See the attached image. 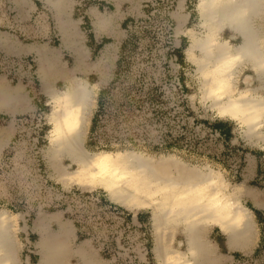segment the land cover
<instances>
[{"label":"bare ground","instance_id":"bare-ground-1","mask_svg":"<svg viewBox=\"0 0 264 264\" xmlns=\"http://www.w3.org/2000/svg\"><path fill=\"white\" fill-rule=\"evenodd\" d=\"M45 1L55 11L61 42L59 47L51 48L46 43L29 45L35 49L37 75L50 107L46 113L50 126L46 162L52 176L64 186L75 183L102 188L111 200L133 213L149 208L157 264H217L220 254L207 235L211 226L228 235L230 248L247 250L256 240L257 226L250 208L243 203L242 197L250 189L243 181L231 186L211 166L189 164L171 155L155 157L135 150L92 151L85 146L94 90L108 77L100 62L104 54L90 66L99 70L98 81L91 83L77 75L75 72L89 69L81 60L84 48L80 38H71L67 25L60 20L70 0ZM119 1L116 0L117 9ZM196 9L201 29L188 28L191 38L185 53L199 74V98L210 101L218 116L234 120L250 143L264 149V36L261 27L254 25L255 19L264 21V0H197ZM92 13L96 29L109 22L94 8ZM177 14L181 21L188 17L182 11ZM225 31L231 32V38L239 37L238 43L230 42ZM65 45H75L78 59L72 67L61 60ZM246 69L252 73H246ZM56 78L64 80L65 86L54 85ZM20 87V82L11 85L0 75V109L14 112L21 97ZM13 130L12 122L0 129V149ZM69 164L75 168L70 169ZM18 216L0 207V264H20L15 222ZM43 220L44 215L39 213L35 245L40 257L36 264H64L70 252L85 253L87 247L81 242L72 246L62 227L46 229L42 227ZM82 242L93 250L90 238Z\"/></svg>","mask_w":264,"mask_h":264},{"label":"rangeland","instance_id":"rangeland-1","mask_svg":"<svg viewBox=\"0 0 264 264\" xmlns=\"http://www.w3.org/2000/svg\"><path fill=\"white\" fill-rule=\"evenodd\" d=\"M97 1L70 0L63 14L69 12L73 18L82 21L81 28L88 27L87 20L82 16L85 9ZM182 1L167 4L159 0L154 13L148 5L149 0L123 1L118 9L111 4L112 0L103 2L112 18L114 31L100 38L102 48L95 55L99 58L104 54L102 67L108 77L94 90L84 144L92 151L135 150L155 157L171 155L189 164L211 166L233 186L240 182L245 167L254 159L258 160L260 172L264 149L257 143H250L234 120L218 116L210 101L202 102L199 98V74L185 53L191 38L188 28L201 29L194 11L197 0ZM180 2L182 10L179 9ZM179 11L191 12V17L181 21L177 14ZM51 12L55 13L53 8ZM179 23L181 31L178 32ZM254 25L261 27L264 36V21L255 19ZM230 34V31H225L224 36L233 44L238 43L239 37L231 38ZM53 46L58 47V42ZM62 58L69 67L73 66L68 54H63ZM92 71H88L90 74L83 71L79 76L89 82L98 81L99 70ZM245 72L252 73V70L246 69ZM35 81V87L29 85L24 91L31 98H40L37 110L32 114L0 117V129L11 122L14 124L13 132L4 138L0 149V207L19 215L15 221L16 234L20 239L24 237L22 241H27L23 252L34 251L28 238H25L29 236L27 224L31 226L39 212L64 211L61 204L66 202L58 199L57 189H82L102 192L107 201L122 212L125 222L131 225L126 230L119 225L113 237L107 232L111 238L104 243L101 239H91V248L100 253L107 264H157L152 250L149 208L133 213L111 200L102 188H86L75 183L64 186L52 176L46 162L50 129L46 113L50 107L45 104L47 97L37 94L39 82L36 78ZM9 82L16 84V81ZM65 83L58 80L56 86L62 88ZM255 84L257 81H254ZM216 122L228 123L230 134L225 136L217 131L214 127ZM167 139L171 141L169 147L165 145ZM63 162L69 163L67 159ZM69 167L75 168L72 164ZM246 184L260 187L256 177ZM64 214L68 219L67 212ZM21 227L26 230H20ZM56 228L54 223L53 229ZM218 231L215 228L214 235L223 250V236ZM257 232L260 233L259 229ZM30 237L36 238L31 234ZM83 238L78 234L77 243ZM178 238L182 236L179 234ZM259 244L264 246L263 237ZM242 257L243 261L249 262L251 258L260 259L259 255L243 254ZM31 260L36 259L32 256Z\"/></svg>","mask_w":264,"mask_h":264},{"label":"crops","instance_id":"crops-1","mask_svg":"<svg viewBox=\"0 0 264 264\" xmlns=\"http://www.w3.org/2000/svg\"><path fill=\"white\" fill-rule=\"evenodd\" d=\"M6 4H9L11 6L12 14L6 15L4 13L0 12V23L5 24V26H0V33L4 35L3 39H0V56H11V57H27L32 60L33 63V70L34 73L32 75V81H29L28 79L20 78L17 79L12 74H9L3 70L0 66V75H3L4 78L8 81L9 84L13 85L9 82L16 81V83L20 82L22 84V87H20V93L21 97L17 101V103L14 106V112L8 111L7 109H0V117L3 118L5 116H17L19 114H32L34 111L37 110L38 104L40 101V98L37 96H33L34 98H31L28 94L25 93V88L27 86L31 85V87H35V78L38 80V93L42 97H47L46 93L42 90L41 84L37 75L36 71V60H35V49L34 47H31L29 43H46L50 48L56 47V42L60 44L61 42V31L59 28V25L57 24V19L55 18L54 14L51 12V6L45 1V0H2ZM106 0H98L95 2V4H90L87 9H85V15L82 16L85 18L88 22L89 26L85 27L82 26V21L80 19H75L72 17V15L69 14V12L65 11V14H62L60 20L65 25H67V29L69 32V35L71 38H80L81 47L84 49L83 57L81 58L83 65L88 66L89 70L92 72H96L94 70L96 69H90L91 63L93 61H97L98 58H96V53L101 51L102 45V37H107L109 34H111L113 30V24H112V18L110 17V13L106 11L105 8V2ZM113 4H116V0H112ZM123 1L128 0H120L119 4H121ZM184 2L192 0H183ZM92 8L97 10L101 15H103L105 18L109 19V22L106 26L96 29L93 25V18L94 14L92 13ZM182 10L183 8H179ZM197 13V9L194 10ZM185 14L183 13V16ZM182 16V15H181ZM188 17H191V12L188 13ZM187 17V18H188ZM184 19V17H181ZM38 21H41L40 23L43 24L41 27L38 23ZM14 25H16L14 27ZM10 26V27H8ZM26 31V32H24ZM23 33H28V35L24 36ZM28 37V38H26ZM27 42H25V41ZM75 45H69V46H63L61 48V60L65 63L66 66L67 63L63 60L62 55L68 54L69 59H72L73 66L76 63V53L75 49L73 48ZM59 47V46H58ZM68 61V60H67ZM69 62V61H68ZM101 64L103 61H100ZM77 75L80 73H83V71L75 72ZM90 74V72H88ZM36 75V77H35ZM11 77V78H10ZM9 79V80H8ZM61 80L59 78H56L53 81V84L56 85V81ZM93 83V82H91ZM45 104L46 101H45ZM246 171V173H245ZM258 160L254 159L251 161V165L245 167L244 173L241 174V180L245 184L248 183L251 179L256 177L258 179ZM249 189V193L245 194V196L242 197L243 202L247 203V206L250 208L254 220L256 222L257 229H259V232H257L256 240L255 242L247 249V250H241L238 248H230L228 246V235H226L221 228L219 229L217 226H211L207 229V235L213 243H215L217 250L220 254L219 262L217 264H251L249 261H243L242 255H254L260 256V259H256L258 262H264V246H260L259 242L261 241V238L264 239V188L262 186L260 187H253V186H247V189ZM64 212V211H63ZM62 211H54V212H39L42 215H44V219L42 221V227L48 229H53V224H56V229H59V226L62 227L65 231H67V236L69 239V242L72 244V246H76L77 240H78V234L75 225L71 221V219L68 216V219L65 218V212ZM38 213V214H39ZM38 214L35 216L33 221L31 222V226L27 224V227L29 231L27 233L29 236H25V238H28L29 243L33 246V253H27L23 252V247L26 244L27 241H22L24 237L21 239L17 238L20 242V247L18 249V256L20 258V264H36L39 259V253L38 249L35 245L36 239L39 237V227L35 226V221L38 218ZM44 222V223H43ZM20 228V227H19ZM217 228L219 231L218 233L220 236H223L222 242L224 243L225 249L220 248V242L217 238H215L214 235V229ZM17 230V229H16ZM22 231L26 230L25 227H21ZM31 235H35L36 238L32 239L30 237ZM262 236V237H261ZM82 245H84L85 251L84 254L76 251H72L69 253L67 260H65L64 264H104V258L102 255L96 251H91L88 249V245L85 242L80 241ZM79 242V243H80ZM91 248V247H90ZM92 249V248H91ZM32 250V249H31ZM32 256L36 259L35 261H32ZM245 259V258H244ZM89 261L88 263L84 261ZM243 261V262H242Z\"/></svg>","mask_w":264,"mask_h":264},{"label":"built area","instance_id":"built-area-1","mask_svg":"<svg viewBox=\"0 0 264 264\" xmlns=\"http://www.w3.org/2000/svg\"><path fill=\"white\" fill-rule=\"evenodd\" d=\"M162 3H178L180 0H160ZM159 0H149L148 5L152 7V13L157 11ZM12 8L9 4H6L0 0V12L6 15L12 14ZM38 21L42 27L43 24ZM0 26L5 24L0 23ZM16 25H14L15 27ZM10 27V26H8ZM26 32V31H24ZM24 36L28 33H23ZM175 60L177 59L174 58ZM0 66L7 73L12 74L17 79L26 78L32 81V75L34 73L33 63L30 58L27 57H11L0 56ZM264 158V155L262 154ZM260 172L258 174V182L262 188H264V159L260 163ZM58 199H63L66 203L61 204L64 207V212H67L69 218L76 227L77 233L84 237L90 238L96 241L100 239L102 242H106L113 233L117 232L116 227L119 225L122 228L129 229V225L124 220V215L115 206L111 205L102 192L87 191V190H68L57 189ZM58 205V204H57ZM109 233L111 237L108 236ZM116 239V238H115ZM113 240V238H112ZM251 264H264V262H258L254 258H251Z\"/></svg>","mask_w":264,"mask_h":264},{"label":"trees","instance_id":"trees-1","mask_svg":"<svg viewBox=\"0 0 264 264\" xmlns=\"http://www.w3.org/2000/svg\"><path fill=\"white\" fill-rule=\"evenodd\" d=\"M103 92H104V89L103 90H100V96L103 94ZM214 127H215V129L217 130V131H219L220 133H222L223 135H225V136H227V135H229L230 134V129H229V125H228V123H226V122H216V123H214ZM166 147H169L170 145H171V141H169L168 139H167V141H166Z\"/></svg>","mask_w":264,"mask_h":264}]
</instances>
